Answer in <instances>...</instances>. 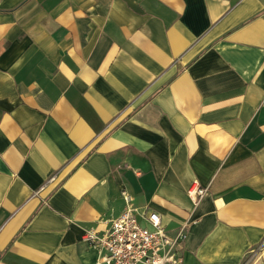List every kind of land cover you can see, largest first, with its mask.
Listing matches in <instances>:
<instances>
[{"label": "crops", "instance_id": "1", "mask_svg": "<svg viewBox=\"0 0 264 264\" xmlns=\"http://www.w3.org/2000/svg\"><path fill=\"white\" fill-rule=\"evenodd\" d=\"M122 190L264 264V0H0V264H94Z\"/></svg>", "mask_w": 264, "mask_h": 264}, {"label": "built area", "instance_id": "2", "mask_svg": "<svg viewBox=\"0 0 264 264\" xmlns=\"http://www.w3.org/2000/svg\"><path fill=\"white\" fill-rule=\"evenodd\" d=\"M204 192L197 184L186 189L194 203ZM120 195L122 210L109 218L103 229L88 228L81 235V240L96 251L94 264H179L185 224L171 236L156 212L134 206L124 190Z\"/></svg>", "mask_w": 264, "mask_h": 264}, {"label": "rangeland", "instance_id": "3", "mask_svg": "<svg viewBox=\"0 0 264 264\" xmlns=\"http://www.w3.org/2000/svg\"><path fill=\"white\" fill-rule=\"evenodd\" d=\"M252 255V254H251ZM251 255H246V259H245V261H244V263L243 264H246L247 263V261L251 258ZM264 257V256H263Z\"/></svg>", "mask_w": 264, "mask_h": 264}]
</instances>
